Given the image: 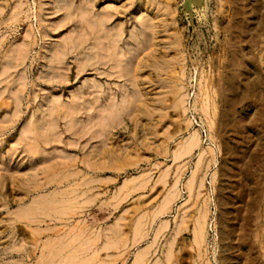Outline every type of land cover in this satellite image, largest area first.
<instances>
[{
	"label": "rangeland",
	"instance_id": "rangeland-1",
	"mask_svg": "<svg viewBox=\"0 0 264 264\" xmlns=\"http://www.w3.org/2000/svg\"><path fill=\"white\" fill-rule=\"evenodd\" d=\"M190 2L0 0V264H264V0Z\"/></svg>",
	"mask_w": 264,
	"mask_h": 264
},
{
	"label": "bare ground",
	"instance_id": "bare-ground-1",
	"mask_svg": "<svg viewBox=\"0 0 264 264\" xmlns=\"http://www.w3.org/2000/svg\"><path fill=\"white\" fill-rule=\"evenodd\" d=\"M191 2H190V4H193L194 5V3L197 1V0H190ZM179 102V101H178ZM195 134V133H194ZM190 138V137H189ZM188 138V139H189ZM188 142L186 143V144H184V146H181L182 148V151L180 150V152H183L182 153V157H186V156H184V155H187V154H190V153H192V151L194 150V148H196L197 146H198V138L196 137V136H191V138L189 139V140H187ZM182 144V145H183ZM179 152V153H180ZM179 153L178 154H176V155H179ZM176 157H178V156H176ZM178 158H180V155H179V157ZM198 172V171H197ZM196 174V173H195ZM193 175L192 177H191V182L189 183V182H187V184L186 185H188V186H186L187 188V191H188V193H190V194H192L193 192L195 193V180H197V176L196 175ZM193 178H195V180L193 179ZM199 178V177H198ZM192 179H193V182H192ZM189 183V184H188ZM197 184V183H196ZM134 185V184H133ZM134 187H136V186H134ZM133 187V188H134ZM124 189V188H123ZM132 189V188H131ZM138 189H140L139 187H138ZM133 190V189H132ZM131 190V191H132ZM171 197L173 196L174 197V195L172 194V195H170ZM170 196H169V198L167 199V201L164 203V205H163V208H161V211L158 213V210H157V213L158 214H161V215H163V214H165L166 213V208H167V206H168V204L169 203H171L170 201L171 200H173L172 198H170ZM190 197H191V195H190ZM193 198H194V196H193ZM170 199V201H168ZM169 202V203H168ZM170 205V204H169ZM68 206H70V205H67V207ZM66 207V206H65ZM68 209H70L69 207H68ZM64 211V210H63ZM203 213V212H202ZM62 214H64V213H62ZM60 215V214H59ZM160 216V215H159ZM157 217V216H156ZM183 223V222H182ZM196 224V227L194 228V244H196L198 247H200L202 244H204L205 243V241H206V235H207V233H206V214H204V215H202L201 217H200V219L197 221V223H195ZM177 233V232H176ZM178 234V233H177ZM139 235V234H138ZM140 236V235H139ZM113 239V238H112ZM114 240V239H113ZM115 241V240H114ZM110 242H111V240H110ZM113 242V241H112ZM137 242V241H136ZM114 243V242H113ZM118 243V242H117ZM115 244V243H114ZM107 246V245H106ZM113 246V245H112ZM108 247V246H107ZM106 247V248H107ZM110 250L111 249H113V247L112 248H110V246L108 247ZM134 264H145V257L141 254V255H139L138 256V258H137V260L135 261V263Z\"/></svg>",
	"mask_w": 264,
	"mask_h": 264
}]
</instances>
